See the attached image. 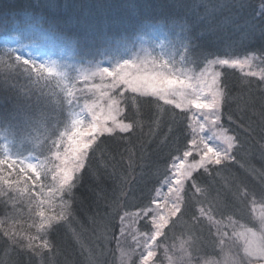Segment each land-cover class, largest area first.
<instances>
[{"label":"snow or ice","instance_id":"6c2138e0","mask_svg":"<svg viewBox=\"0 0 264 264\" xmlns=\"http://www.w3.org/2000/svg\"><path fill=\"white\" fill-rule=\"evenodd\" d=\"M5 5L16 7L11 0ZM167 7L175 14L136 22L137 30L163 31L156 55L143 44L133 51L122 30L78 45L75 63L46 59L36 53L52 34H60L55 20L52 32H31L27 42L16 36L15 47L0 51V63L12 70L0 81V126L21 141L15 150L6 144L0 151V264H33L34 258L35 264H53L57 235L63 230L77 237L73 225L91 228L100 240L98 251L81 252L79 264H109L106 248L112 243L111 264H117V252L119 264H159L153 258L162 247L169 264H264V243L249 241L241 250L233 247L227 225L221 227L225 218L231 224L250 206H264V171L242 170L238 159L258 145L264 160V69L245 73L258 78L244 84L247 95L228 77V69H251L257 52L264 58V0L246 33L249 41L258 35L260 47L240 54H234L232 41L218 49L213 22L225 9H245L248 0H169ZM12 22L11 16L0 19L5 31ZM97 54L107 63L93 62ZM53 82L59 93L49 108L44 89L28 86ZM144 121L149 127L166 123L163 140L148 145L149 157L155 153L164 164L163 173L137 164L138 179L128 180L96 166L110 142L124 140ZM42 125L47 128L40 155H26V143ZM29 172L37 181L42 173L46 183L35 195L27 192L34 218L22 232L17 202L24 189L18 184ZM86 179L94 185L91 196L81 191ZM132 217L145 238L136 261L121 241ZM178 227L183 239L172 261L168 251L174 245L164 246Z\"/></svg>","mask_w":264,"mask_h":264},{"label":"trees","instance_id":"16d2710c","mask_svg":"<svg viewBox=\"0 0 264 264\" xmlns=\"http://www.w3.org/2000/svg\"><path fill=\"white\" fill-rule=\"evenodd\" d=\"M6 2L7 0H0V19L7 15L13 17V22L7 26V31L0 24V36L8 32H14L26 38L34 31L48 30L52 32L49 25L55 20L58 22L56 28L60 34H52L51 39L42 44L67 51L76 61L79 58L78 45L91 42L92 40L99 43V38L106 33H119L122 30H127L130 44L140 37L153 39L159 34L164 35L162 30L155 31L148 28L137 30L136 22L145 18L155 21L162 14H175V10L167 7L169 0H11L16 5L13 8H7L6 5L2 6ZM258 3L259 0H248V7L243 10L235 8L225 9L223 14L217 15L213 23L218 28L216 37L218 38L217 47L220 51H223V46L228 41H232L234 44V54H240L245 50H255L260 47L258 35L253 41L246 39V33L251 28L250 22L256 15ZM33 17H35V20L32 19ZM21 19L23 22H21ZM237 25H240V27L238 28ZM3 49L5 47L0 43V51ZM102 58L105 57L97 54L91 59L99 60ZM254 62L259 72L264 69V58H261L258 52ZM11 71L5 64L0 63V81H2L6 73L10 74ZM228 77L229 84L233 88L240 90L243 95H247L248 92L244 88V84L249 80L253 82L258 80L257 77H246L245 73L238 69H228ZM28 87L44 89V95L48 101L47 107L51 108L56 104L59 88L54 82L48 86L41 84L39 86L29 85ZM238 103L242 104L243 98ZM176 111L179 112L180 110L176 109ZM167 119L168 117L165 115V122ZM46 128L47 125H42L38 131L32 132V136L36 137V139L26 143V150L34 146L40 154L41 147L46 143ZM166 134V123H158L149 127L148 123L144 121L136 132L127 136L124 140L116 144L110 142V148L106 150L105 155L99 158L95 164L101 169L108 168L128 180L138 179L137 164L154 165L159 168L160 173H163L164 164L159 162L155 153L149 157L148 145H154L157 141L163 140ZM1 135H5L12 141L13 148L20 147V139L9 134L2 126H0ZM44 150L46 151V148ZM259 153L260 148L258 145H253L248 151L241 152L238 159L242 170H246L253 175L264 171V160L260 158ZM165 154L167 153L165 152ZM141 157L145 159H141ZM92 187L94 185L86 179L85 186L81 191L85 196H91ZM150 187V184L145 187V192ZM25 197H27V194L21 196L17 204V217L20 221V226H23L22 232L27 230L25 221L29 223L32 220L29 217L32 216L34 218L32 209L35 207V204H33L31 209L28 208L29 203ZM232 218L246 222L251 220L248 208L242 212L240 217ZM73 228L78 232V236L75 238L63 230L57 235L58 251L52 256L53 264H65V261L79 264L82 258L81 252L98 251L100 249V240L91 228H81L79 225H73ZM173 235H180L179 227ZM173 240L172 236H170L167 245ZM115 248V243L107 245L105 259L109 264H111L113 259L110 250ZM0 256H2V252H0ZM33 264H35L34 260Z\"/></svg>","mask_w":264,"mask_h":264},{"label":"rangeland","instance_id":"374dc122","mask_svg":"<svg viewBox=\"0 0 264 264\" xmlns=\"http://www.w3.org/2000/svg\"><path fill=\"white\" fill-rule=\"evenodd\" d=\"M20 36V38L24 41L27 42L28 37H23L22 35H17L14 32H8L5 34H2L0 36V43L6 48V47H15L16 41L14 37ZM164 39V35L159 34L158 36H155L153 39H146L144 37H140L138 40L134 41L132 43L133 46V51H139L141 44L148 49V51L152 52L153 55L158 54V45L161 40ZM38 55H43L46 59L48 57H51L53 60H58L61 62H66L68 64L75 63L76 60H74L71 55L67 51L63 50H58L56 47L53 46H47L45 44H41V48L39 51L36 53ZM143 55V53H142ZM100 60H104L105 63H107L106 58H102L99 60H93V62H97ZM254 60L252 61V67L251 69L245 68L242 72L247 73L249 71H255L259 72L257 67L254 65ZM186 70V69H185ZM240 70V69H238ZM241 71V70H240ZM99 91L97 92V96H99ZM95 99V97H93ZM179 101V97H177ZM101 106L102 102H101ZM78 110V109H77ZM87 122V118L86 121ZM5 134V133H3ZM8 145L9 148L12 150L17 149L12 147V141H10L5 135L0 136V151L3 150L5 145ZM36 147H32L29 150H26L25 154H31V155H36L39 156V152H37ZM191 159V158H189ZM16 171L13 170L12 176L15 177ZM36 173H26L24 175H21L19 177V184L18 186L24 191L21 192V196L26 195L28 191H32L33 195H35L36 191H38V186L41 184L46 183L44 176L42 173L39 175V180L37 181L36 179ZM27 181V183H25ZM13 183H16L15 180H13ZM45 192L48 191L47 188L44 189ZM18 204V202H17ZM35 206V205H34ZM33 207V206H32ZM28 208L31 209V207L28 206ZM29 209V210H30ZM28 210V211H29ZM249 210V215H250V222L246 221H241L237 220L235 218H232V223L228 224L227 218H225L222 221L221 227L224 228L225 225H227L226 228H224L225 231L228 232V235L231 237V240L233 241V247L235 246H241V250L243 246L247 244V242L252 241L256 244H261L264 243V225L261 224V219L264 218V206L261 204L257 203L253 206H250L248 208ZM33 221L30 220L29 223H32ZM126 224V235L125 237L121 238L122 241V247L123 250L126 252L133 253L131 260L136 261V258L139 254V252L142 250V245L144 242V236H143V229L141 227L140 222L136 220L135 217H132L128 220L125 221ZM140 226V227H139ZM253 233L255 235H253ZM160 238H158L157 242L159 241ZM183 238L180 235H176L175 239L169 244V245H174V247H171L168 251V257L172 259V261H175L177 256H178V248L181 243V240ZM168 245L166 244L164 247H167ZM119 256L120 253L117 252V264H119ZM208 258H215V259H220V257H208ZM153 259H158L159 264H169V259L165 258L164 256V251L163 247L160 249H157L156 252V257ZM35 261V258L33 259Z\"/></svg>","mask_w":264,"mask_h":264}]
</instances>
